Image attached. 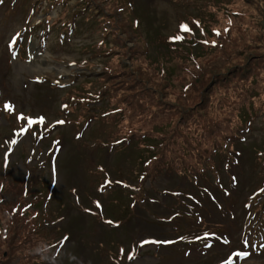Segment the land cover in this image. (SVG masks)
<instances>
[{
	"label": "rangeland",
	"instance_id": "374dc122",
	"mask_svg": "<svg viewBox=\"0 0 264 264\" xmlns=\"http://www.w3.org/2000/svg\"><path fill=\"white\" fill-rule=\"evenodd\" d=\"M4 2L0 1V105L9 102L14 110H6L4 119L0 113V144L7 142L3 149L0 146L6 173L0 178L17 186L29 177L24 201H31L41 216L44 248L52 246L43 264H264V240L253 247L251 233H244L249 219L244 204L263 188L264 166L258 156L264 151L262 117L228 145L226 156L215 159L216 174L198 175L195 185L188 173L172 169L158 171L153 178L142 175V166L153 154L150 148H159V138L142 145L133 139L123 147L112 144L119 124L108 115L117 106L128 113L148 100L154 110L177 106L183 121H198L205 99L194 97V105L185 106L188 97L154 95V69L163 64L167 76L181 77L184 68L199 62L213 71L244 52L235 44L232 29L231 42L221 50L175 45L178 23L200 19L204 28L212 21L220 24V13L211 12L218 0H95L91 11L87 1L76 5L72 0V7L46 0ZM232 6L244 12L235 21L237 27H264L263 0H232ZM100 8L108 18L94 17L102 13ZM191 30L201 38L194 26ZM168 37L174 44L169 51ZM261 46L255 49L261 56L254 58H264ZM215 75L228 76L214 72L207 78ZM243 79L237 82L240 88L250 81L249 76ZM171 87L179 89L175 82ZM199 88L198 95L212 90L210 81ZM112 90L117 92L115 100L107 96ZM259 103L264 106V101ZM17 114L24 118L17 121ZM41 116L43 123L11 132L16 122L29 125L28 118ZM191 159H196L194 153ZM19 193L4 194V204L18 201ZM177 210L181 217L170 215ZM183 234L201 239L198 245L170 246L168 241ZM148 238L165 242L141 243ZM241 252L247 255H237Z\"/></svg>",
	"mask_w": 264,
	"mask_h": 264
},
{
	"label": "trees",
	"instance_id": "16d2710c",
	"mask_svg": "<svg viewBox=\"0 0 264 264\" xmlns=\"http://www.w3.org/2000/svg\"><path fill=\"white\" fill-rule=\"evenodd\" d=\"M86 1V4L91 2V0ZM212 5V16L214 13H220V24H216V21L209 22V26L203 29L202 34L206 37L202 42L196 40H193L191 44L181 40L180 42L197 50H202L205 46H209L211 51L221 50L224 49L225 44L231 42L229 33L232 29L231 33L233 31L236 33L235 44L238 42L239 46L244 48V52L230 56L226 59L229 62L228 66L215 68L213 71L209 70V66L202 67L199 62H195L190 69L184 68L181 77L175 75L170 78L167 76L161 68L163 64L158 66L157 70L154 69V80L157 81L154 83V95H165L166 98L167 95L174 94L181 99L188 97L189 100L185 106L190 103L193 106L194 97L205 99L198 110V121L190 122L188 117H186V119L188 118L187 121H183L184 115L181 114V110L177 106L173 107L172 110H161V108L154 110L150 108L153 102L148 100L144 101L142 105L138 102L128 113H126L127 110L125 111L119 106L109 113V116L113 115V119H116L119 124V128L115 126L118 130L116 133L117 140L113 142L114 145L123 147L131 139L139 145H142L145 140H152L150 138L160 139L159 148L155 151L150 148V151L153 152L152 157L142 166V175L145 177L153 178L156 172L165 168L178 173L190 174L191 171H200L201 174H208L214 170L210 163L212 157L218 158L224 153V148L229 143L237 140V134L244 128V123L252 122L259 117L264 119V106L259 103L264 101V58H254L261 56L255 54V49H259L258 47L264 44V27L249 30L250 23L237 27L235 21L243 17L244 12L233 7L232 0H218ZM260 8L264 9L262 6ZM116 12L120 13V10L116 9ZM256 16L258 15L256 14ZM247 20L248 18L244 22ZM261 20L263 21V18ZM216 30L219 31V35L216 34ZM167 45L168 51L171 50L172 46L169 41H167ZM176 45L179 46V44ZM137 58L138 56L136 57L138 62ZM190 58L195 61L193 57ZM250 58L253 59L250 64L242 65L245 62L239 63ZM214 72L222 75L225 73L228 76L223 78V76L215 75V78H207ZM252 72H256V75ZM205 75H208L207 79H202ZM198 76H200L199 80L193 81ZM248 76L250 81L240 88L237 82L245 81L243 78ZM203 81H210L212 90L198 95L197 89H200ZM174 82L179 89L171 87ZM193 89L194 95L191 92ZM168 90L169 92H166ZM258 90L262 92L259 93ZM116 93L112 90L108 92L107 96L115 100L116 96L114 95ZM104 94L105 91H102L98 97L101 98ZM148 97L153 100L156 99L155 96L148 95ZM213 97L218 98L217 102L211 105L210 102H212ZM257 104L258 107H256ZM116 116L117 118H115ZM192 153L196 156L195 160L191 159ZM152 171L154 174H151ZM1 174L5 176L2 169ZM193 177H195L193 183L197 184L198 176L194 175ZM262 185L264 186V181H262ZM15 191L20 192L18 201L12 203L9 201L4 204L2 196L10 193L15 194ZM173 193V191L168 192L170 195ZM28 195L27 182L22 181L15 186L4 182L2 177L0 178V264H43L45 254L48 253L49 248H52L49 245L44 248V237L39 227L41 216L31 206V201H24ZM256 206L259 207L260 211L261 206L259 204ZM172 215L181 217V212L177 210ZM176 238L184 240L190 236L183 234Z\"/></svg>",
	"mask_w": 264,
	"mask_h": 264
},
{
	"label": "snow or ice",
	"instance_id": "6c2138e0",
	"mask_svg": "<svg viewBox=\"0 0 264 264\" xmlns=\"http://www.w3.org/2000/svg\"><path fill=\"white\" fill-rule=\"evenodd\" d=\"M181 28H182V30H184V31H190V29L188 28L187 25H181ZM216 34H217V35L220 34L218 30H216ZM174 39L179 40V39H182V37L177 36V37H175ZM65 107H66V106H65ZM4 108H5V110H7V111H9V112H12V111L14 110V109H13V105H11L9 102H5V104H4ZM22 118H24V117H22V116H18V117H17V119H22ZM43 121H44V117H43V116H41V117H37L35 120L32 119V118H28V124H29V125H31V124H33V123H43ZM58 123H64V122H63V121H58ZM261 191L264 192V189H262ZM109 223H111V221H109ZM237 255H241V256H243V255H247V254L241 252V253H237ZM128 258H129V259H133L132 256H129Z\"/></svg>",
	"mask_w": 264,
	"mask_h": 264
}]
</instances>
